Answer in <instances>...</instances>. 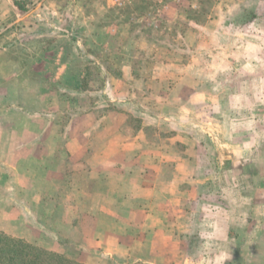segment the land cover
Segmentation results:
<instances>
[{"label": "rangeland", "instance_id": "374dc122", "mask_svg": "<svg viewBox=\"0 0 264 264\" xmlns=\"http://www.w3.org/2000/svg\"><path fill=\"white\" fill-rule=\"evenodd\" d=\"M23 4L27 11L43 12L44 18L38 15L35 23H29L30 19L16 17L15 24L13 19L1 20L0 30L7 28L9 33L0 41L12 42L13 47L6 54L0 52V60L11 58L17 64L0 68L6 78L10 76L9 82H2V92L7 93L11 85L16 115L41 109L61 113L56 123L60 127L70 123L68 135L85 142L87 149L98 147L94 136L112 137L114 144L101 155H115L123 139L129 142L131 157L144 151L138 143L142 138L146 149L159 154V159L174 148L185 151L196 174L182 189L187 192L194 183L202 191L201 200L193 201L192 194L181 199L193 208L192 232L199 240L194 257L216 251L202 244L216 232L231 254L228 236L230 228L237 232L231 225L238 226L239 218L251 219L262 228L264 0H24ZM0 11L11 14L12 6L2 1ZM255 13L257 18L252 16ZM31 28H46V34L29 33ZM42 83L49 98L42 92ZM104 85L111 99L122 98L127 117L98 122L83 114L96 106L97 114L103 115L119 106L106 98ZM74 112L81 114L73 117ZM104 122L112 129L99 130ZM33 123L39 126L41 121ZM56 133L49 139L60 136ZM186 136L191 143L179 142ZM12 156L11 163L0 166V232L80 264L134 261L106 259L105 248L112 244L94 239L103 231L95 229L97 215L103 213L100 208H116L122 196L114 194L111 185L105 191L108 185L96 180L86 163L65 155L32 164V155L25 149ZM98 160L96 172L110 166L103 163L104 157ZM129 164L136 174L143 169V163ZM147 165L150 171L167 176L164 186L169 183L170 166ZM112 166L108 169L114 173L117 169ZM41 179L51 181L37 188ZM156 197L157 202L174 203L166 195ZM130 229L133 233L136 228ZM241 236L242 241L247 239ZM240 244L247 247L246 242ZM133 245L138 254L146 250ZM247 259L239 264H250ZM219 260L206 256L189 264H219Z\"/></svg>", "mask_w": 264, "mask_h": 264}, {"label": "crops", "instance_id": "0c3cea01", "mask_svg": "<svg viewBox=\"0 0 264 264\" xmlns=\"http://www.w3.org/2000/svg\"><path fill=\"white\" fill-rule=\"evenodd\" d=\"M2 1L12 6V12L11 14H7L0 11V25L2 24L1 20L3 21L4 19H13L14 21L12 24H15L16 17L20 19H30L31 21L29 23H35L33 19L37 18L38 15H40L41 19L44 18L43 12L39 13L35 10H26L25 12L19 10L15 5L16 0H0V6L2 5ZM8 22L9 21H7V24ZM29 23L26 24L29 25ZM10 24L9 22L8 25ZM33 31H39L38 34L40 35L46 34V28H40L39 30L31 28V32L29 33L33 34ZM7 33H9L7 28L4 30L1 29L0 40L7 38ZM60 34L68 35L66 31H61ZM12 47V42L5 43L0 41V52L2 54L10 52ZM44 61L43 59L39 62L40 66L43 65ZM39 63L36 62L32 65L36 66ZM16 65V62L11 60V58L0 60V68H2V70H6L8 67L15 68ZM6 77L7 74L5 72L1 74L0 69V166L1 164L8 165L11 163L12 155H14L18 149H25L30 152L32 155L30 159L32 164H37L39 160H48L51 156L65 158V155L70 156L73 162L86 163L89 170H92V172L95 171V176L93 177L96 178V180L98 177L100 182H104V184L108 185L106 188L111 185L113 190H115L114 194L119 193L122 196L116 208L109 206L104 208L101 207L100 210H103V213L100 214L101 216L99 217L97 215L98 221L95 224V229H103V231L98 234V236H95V241H104L112 244L111 248H109V246L105 248L104 252L106 255H104V257H106V259L110 258L112 262H126V260L130 259L134 260L133 262H126L127 264H189L194 263L195 260L197 261L199 258L201 259L207 256L208 258H218V260L220 258L219 264H239L241 263L239 262L241 259H246V257H248L250 264H264V224L260 229L259 225L255 224V221L251 219H247V221L241 220L242 218L237 220L239 221L238 226L235 225L236 222L231 225V227H236L235 229L237 232L235 234L230 228L231 235H229L228 238L229 243L233 245L231 254L225 251L226 247L222 245L224 242L221 241L222 237L219 236L220 232H216L218 234H212L210 239L208 237L206 238V242L204 241L205 243H202L206 248L210 247L211 250H214L212 248L216 247V251L209 253H205V251L201 255H196V257H194V246L198 245L197 242L199 240H196L197 233L192 232V223L194 222L192 217L193 208L192 205L189 206L186 205L185 202H181V199L184 197V194H192L193 201L201 200L202 191L199 185L197 186L194 183L187 187V192L186 189H182L185 183L190 184L192 182L191 180L196 174L191 164L192 159L184 154L185 151L174 148L170 154H165L163 158L159 159V154H153L149 152V149H146L147 146L144 144L145 140L142 138L143 140H140L141 142L138 141V143L140 147L145 146L144 151L139 150L131 157L128 155L129 142L126 140L123 141V139L119 142L120 150L115 153V155H101L99 153L103 151L104 148L111 147L114 144L112 137L108 138L102 136L101 138H97L98 136H94L93 139L98 142V144L96 142L98 147L95 149H87L89 147H87L85 142L83 144L82 140H77V138L68 135V130L71 126L70 123L60 124L62 127L56 123L57 116L61 113L56 111L55 113L49 109H41L34 112L22 111L19 115H16V112H13L16 107L11 101V85L9 87L7 86V93L4 94V92H2V90L4 91L2 82L10 81V76H8V78ZM59 77L61 76H58V79H60ZM120 80L124 82L122 77ZM46 81L48 82V80ZM41 87L46 98H49L50 92L47 88H44L45 84L42 83ZM58 88L64 89L61 84L58 85ZM101 90L105 91L104 95L111 103L119 106L106 110L103 115L97 114L96 106L94 110L87 111L83 114L90 116V118H94V120L98 122L102 121V118L108 119L112 116L127 117L128 110H124L121 107L122 98L111 99L112 95H109V92L106 91L105 85ZM2 99L5 100L4 103H1ZM77 113L78 115L81 114L80 112ZM77 113L74 112L72 116H76ZM11 119H13L14 122ZM34 119H39L41 124L36 126L33 123ZM109 129H112V125L104 122V125L99 130L107 131ZM55 130L57 133L60 132V136L58 137L56 135L52 137V139H49V134ZM188 138L191 139V137ZM179 142L185 145L191 143L187 140V136L184 140L180 139ZM2 148H4L3 154H1ZM145 154H147V157ZM100 156L104 157V164L108 162L107 164L112 166V163H114L117 171L113 173L114 169H108L110 168L108 165L105 170L99 168L100 172H96V163L99 162L98 158ZM131 162L143 163V169L137 174L136 171H130L128 167ZM146 163L152 164L155 167L162 165L170 166L173 174L172 178L169 179V183H165L166 185L164 186L163 183L166 182L164 181L165 179H168L167 176H162L157 170L150 171L149 165ZM144 164L145 167H143ZM34 170H37V168H34ZM114 180L117 181L114 182ZM50 181L51 180L41 179V181L35 185H39L37 188H40V185L44 187L49 185ZM118 182L120 183L118 184ZM114 183L117 184L114 185ZM106 190H108V188L105 189V191ZM157 195H166V198H172L174 203L171 201L166 204L157 202ZM143 196L149 197L143 198ZM196 205L194 206L196 207ZM101 219H105V222L101 221ZM201 224L200 222V225ZM240 224L242 228L239 227ZM129 228L136 229L131 233L133 229H130L129 232ZM242 234L246 235L245 238H247L244 241L241 240ZM126 242L130 243L126 244ZM240 242H246L247 247L245 248ZM134 243L146 246L145 252L138 254L134 248ZM251 245L254 246L252 250L250 248ZM118 251H124L125 253L118 254ZM222 259L223 262H221ZM226 260L228 261L225 262Z\"/></svg>", "mask_w": 264, "mask_h": 264}, {"label": "trees", "instance_id": "16d2710c", "mask_svg": "<svg viewBox=\"0 0 264 264\" xmlns=\"http://www.w3.org/2000/svg\"><path fill=\"white\" fill-rule=\"evenodd\" d=\"M24 0H16L15 5L26 11ZM257 18V14L252 15ZM0 264H80L59 253L47 251L39 246L8 236L0 232Z\"/></svg>", "mask_w": 264, "mask_h": 264}]
</instances>
